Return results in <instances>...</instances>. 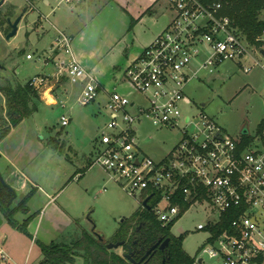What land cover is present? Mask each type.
<instances>
[{"label": "built area", "instance_id": "obj_1", "mask_svg": "<svg viewBox=\"0 0 264 264\" xmlns=\"http://www.w3.org/2000/svg\"><path fill=\"white\" fill-rule=\"evenodd\" d=\"M166 1L172 15L168 27L124 71L131 91L113 89L108 94L110 120L92 165L139 199L141 208L151 196L150 210L171 231L191 209L203 210L206 221L196 229L207 234V246L193 264H264V148L243 146L242 137L226 135L203 110L192 116L180 108L193 105L186 90L194 78L201 80L223 63H240L246 56L260 63L249 52L246 38L235 34L230 19L222 15L221 3ZM257 41L264 44V29ZM52 51L62 56L45 60L54 67L56 84L63 79L85 81L81 103L94 102L101 85L74 56L71 39L61 32ZM49 79L39 75L29 84L45 98L52 95ZM145 121L158 129L180 130L177 144L158 159L139 143ZM69 122V116L61 117L63 127ZM156 200L152 208L149 202ZM179 231L185 234L183 228Z\"/></svg>", "mask_w": 264, "mask_h": 264}, {"label": "rangeland", "instance_id": "obj_2", "mask_svg": "<svg viewBox=\"0 0 264 264\" xmlns=\"http://www.w3.org/2000/svg\"><path fill=\"white\" fill-rule=\"evenodd\" d=\"M48 1H50L49 6L45 1L39 0L36 11L20 23L17 35L6 43V47L9 51L25 50L23 57L19 58L16 83L26 86L35 76L49 75L53 85L52 93L57 96L59 86L63 82L66 83V79L56 84V78L53 75L54 67L45 65L46 59L52 62L49 56L53 54L52 44L56 38L61 32L70 34L78 30L93 17L97 26L106 19L115 22L117 12L112 6L105 5L107 0ZM167 13L165 16L169 17L170 21L168 10ZM262 18H264V12ZM262 49L264 50L263 43L249 47V52L260 65H256L250 56H246L240 60V63L233 61L223 63L214 74L201 80L194 78L186 90L193 105H181L182 113L196 116L203 110L217 121L229 137L241 138L243 132H247L256 148H264V134L259 136L257 133L258 126L264 119V55L260 53ZM28 54L33 56L32 60L27 59ZM52 58H54L53 55ZM94 60L100 63V67L105 60H110V57L102 56ZM83 67L95 77L89 69L84 65ZM127 67L122 66V69L117 71V73L120 72L119 80L112 79L111 87L106 81L103 83L104 87L96 77L95 79L105 91L112 92L115 84L117 91L129 94L131 90L122 79ZM248 68L252 70L246 72ZM117 73L114 75L110 73L111 75L108 74L107 78H114ZM84 82H69L67 95L59 98V104L56 106L47 105L44 96L39 94L33 100L37 105V111L25 119L23 124L15 127L12 136L4 144L5 147L10 145V148L14 144L12 156L15 160L16 157L26 159L24 176L37 182L46 191L57 194L55 205L60 210L66 209L70 216L79 221V226H72L62 236L56 234L54 242L66 244L79 239L84 232L81 228L89 229L92 223L96 225V231L104 235L106 242H112L121 221L130 218L141 208L140 200L129 196L99 166L89 168L90 161L95 159L100 150L101 134L105 131L108 114L105 110L107 97L105 98L103 91L98 94L94 102L87 105L81 103ZM0 83L8 84V80L4 81L0 78ZM48 97L46 95L48 101L52 102V99ZM5 101L0 90V105L4 107L3 109L0 107V115L7 117ZM63 115L72 117L67 127L61 125ZM180 137L179 129H158L149 121H145L140 127L139 143L147 155L158 159L170 151ZM7 154L12 153L9 151ZM2 161L3 159H0L2 177L9 185L17 186L16 180L10 178ZM77 172H81L80 177H75ZM24 176L20 175L19 183L25 180ZM15 191L17 192L16 189ZM17 194V199L10 206L11 209L18 208L15 218L20 221L21 214L26 213L19 209L21 201L29 194L32 198L35 188L28 185L26 190L19 191ZM42 202V200L39 201L41 206ZM26 206L29 208V203ZM53 209V206H50L46 216L50 215ZM88 215L90 220L87 219ZM36 221L34 220V225ZM205 221V212L193 208L178 219L171 231L173 236L180 237L179 228L184 229L182 248L189 257L199 256L207 246V234L205 231L196 229L199 223ZM47 225L44 222L42 229H45ZM27 232L25 236L14 230L4 218V223L0 227V250L3 249L4 252V255L0 254V264H39L42 261H39L41 255L37 246L30 244L33 234L29 230ZM19 237L20 242H18ZM12 244L17 245L18 248H14ZM117 251L122 253L121 248ZM77 261L80 260L77 258L76 263Z\"/></svg>", "mask_w": 264, "mask_h": 264}, {"label": "crops", "instance_id": "obj_3", "mask_svg": "<svg viewBox=\"0 0 264 264\" xmlns=\"http://www.w3.org/2000/svg\"><path fill=\"white\" fill-rule=\"evenodd\" d=\"M44 1L46 2V5H50V1ZM67 1L69 2L70 0ZM105 5L112 6V8H114V10L117 12V20L115 22H111L109 19H106L102 20L97 26L93 17L86 24L78 28V30L66 35L71 39V47L76 59L87 69H89L101 84L105 83L106 81L107 84H109V87H111L110 81H112V79L116 81L119 80L118 78L120 77V72L117 73V71L122 69V66L126 67L131 62H133L143 51V49L150 45L156 39V37L167 28V25L170 23V21L169 17L167 18L165 16V13H167V10L169 11V5L166 0H107ZM169 14L171 20L172 15L171 13ZM52 55L54 58H62V56L58 55L56 52H53ZM102 56H109L110 60H105L104 63L99 67L100 63L96 62L94 58L99 59ZM110 73L113 75L117 73V76L108 79L107 75ZM67 84L68 82H63L59 86L60 90H58L59 94L57 96L53 93L51 96L49 95L48 98H51L52 102L46 100V104L49 106H56L59 104L58 99L62 98V96H66L68 93ZM114 85L113 88L116 89ZM126 85L128 86V84ZM102 86L105 87V84ZM102 91L105 98L107 97L108 99V94L110 92L101 88L100 92ZM62 105L65 107L64 104ZM69 119L70 125L72 117L69 116ZM109 120L110 117L108 115V121ZM23 123L24 121L20 124ZM20 124L18 126H20ZM16 128H12L7 136H5L0 141V159H3L2 163L7 169L10 178H14L16 180L17 186L13 185L12 187H15L17 192L26 190L28 185H31L35 188V194H33L32 198H30L27 202V204L29 203V208H27L29 212L21 214L22 220L16 221L19 224L28 221L27 230L33 234V239L31 240L30 244L32 246L33 244L34 246H37L41 255V258L39 257V261H41L43 260V253L40 247L36 244V241H39L45 245H49L54 242L56 234L58 236H62L72 226L78 225L79 221L73 216H70L66 209L60 210L55 205L57 202V194L46 191L37 182L32 181L30 178H28V176H24V168L27 165L26 159H18L16 157L15 160L14 156H12L14 152V144L11 145V148L10 145H6V147L4 146ZM9 151L12 153L11 155L7 154ZM92 162L93 160L90 161L89 168L94 167ZM20 175H23L25 180H22L19 183L18 179H20ZM80 175L81 172H77L75 177H80ZM40 200L43 201L42 206L39 203ZM50 206H53V212L46 216V212L49 210ZM34 220H37L35 225ZM44 222L48 225L45 227V229H42ZM10 226L12 225L10 224ZM91 227L92 225H90L89 229H81L84 232L91 233V231L89 232ZM13 228L14 230L21 232L17 228ZM21 233L26 236L25 233ZM26 240H28L27 237ZM20 241L21 240L19 237L18 242ZM12 245L14 248H18L17 245ZM0 254L4 255L3 249L0 250Z\"/></svg>", "mask_w": 264, "mask_h": 264}, {"label": "trees", "instance_id": "obj_4", "mask_svg": "<svg viewBox=\"0 0 264 264\" xmlns=\"http://www.w3.org/2000/svg\"><path fill=\"white\" fill-rule=\"evenodd\" d=\"M205 5L214 3L222 4V15L227 16L231 21V28L235 34L246 38L247 42L252 46L260 45L257 41L264 29V0H200ZM134 23V21H133ZM1 92L5 97V111L7 114L6 120L9 128L0 134V141L9 133L12 128L17 127L25 119L29 118L37 111V105L33 102L39 94L28 83L26 86H6L1 87ZM3 109L4 107L0 105ZM257 133L259 136L264 134V119L258 126ZM252 138L243 134L242 145L248 146L252 143ZM60 148L59 146H57ZM12 198V192L0 185V211L5 215V219L13 227L21 232L28 234L27 224L25 221L19 224L15 215L17 209H11L9 201ZM30 199V194L22 199L19 209L28 212L27 202ZM153 203L149 202L154 206ZM188 205L185 207V209ZM145 223L147 228L146 236L148 242L156 238V233L159 231L165 238H170L169 245V264H193L194 258L189 257L182 248L183 235L175 237L171 233V226L163 227L154 215L152 210L140 208L130 218H125L121 221L117 232L115 233L112 242L131 240L137 235V227ZM111 242V241H110ZM43 253V260L40 264H73L77 257H82L85 264H130L117 249L109 250L105 244L101 243L93 234L83 232L82 236L70 244L64 242H53L45 245L36 241ZM150 264H159L157 258H153Z\"/></svg>", "mask_w": 264, "mask_h": 264}, {"label": "flooded vegetation", "instance_id": "obj_5", "mask_svg": "<svg viewBox=\"0 0 264 264\" xmlns=\"http://www.w3.org/2000/svg\"><path fill=\"white\" fill-rule=\"evenodd\" d=\"M38 2L39 0H0V78L4 79V81L8 80V84L1 85L0 83V90L1 87H18L21 85L15 82V78L18 75L19 58L23 57L25 50L15 49L14 51H9L6 47V43L10 42V40L17 35L20 23L36 11ZM19 18H21V20L17 25L16 34L8 39V35L13 32V25ZM8 128L9 124L7 123L5 115L1 114L0 134ZM0 214L5 216L1 211ZM139 227L140 226L137 227V235L131 240H127L126 243L120 247L122 249V255H129L131 260L125 259L130 264H150L152 259L156 257L159 264H169L170 255L168 250L170 242L168 245L162 247L167 238L157 231L156 238L148 242L146 236L147 228L144 229L146 224H142V227L138 230ZM149 251L150 253L148 254ZM77 258L80 261L76 263ZM77 258L73 264H85L82 257Z\"/></svg>", "mask_w": 264, "mask_h": 264}, {"label": "water", "instance_id": "obj_6", "mask_svg": "<svg viewBox=\"0 0 264 264\" xmlns=\"http://www.w3.org/2000/svg\"><path fill=\"white\" fill-rule=\"evenodd\" d=\"M20 20H21V18H19L16 21V23L13 25V32L8 35V37H7L8 39L16 34L17 25L20 22ZM243 134L247 135V132H243ZM0 183H1L2 186H4L5 188H7L8 190H10L12 192L13 196H12V198L9 201V205H11L15 201V199L17 198V193H16L15 189L11 185H9L8 183L5 182V180L2 177L1 173H0ZM150 197H148L143 202V205H145L148 208V210L151 209V207L148 205V201L150 200ZM4 218H5V216H3L2 214H0V227L4 223ZM87 219L90 220V215L87 216ZM142 224H144V223H142ZM142 224L140 225V227L138 228V230L142 227ZM91 233L101 243L106 244V247L109 250H111V249H118V248H120V247H122L124 245V241H120V242H116V243H114V242L106 243L104 235L96 231V225L94 223H92ZM169 242H170V239L169 238L165 239L164 245L162 247H164L165 245H168ZM149 253H150V251L148 252V254ZM124 258H127L128 260H131L130 257H129V255H124Z\"/></svg>", "mask_w": 264, "mask_h": 264}, {"label": "bare ground", "instance_id": "obj_7", "mask_svg": "<svg viewBox=\"0 0 264 264\" xmlns=\"http://www.w3.org/2000/svg\"><path fill=\"white\" fill-rule=\"evenodd\" d=\"M45 99H46L47 101L49 100V99L46 98V96H45Z\"/></svg>", "mask_w": 264, "mask_h": 264}]
</instances>
